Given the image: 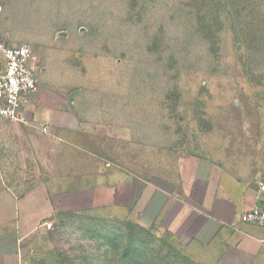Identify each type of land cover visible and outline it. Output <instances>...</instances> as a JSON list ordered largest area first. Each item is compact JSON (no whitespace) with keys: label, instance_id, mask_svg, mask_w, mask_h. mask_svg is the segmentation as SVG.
<instances>
[{"label":"rangeland","instance_id":"rangeland-1","mask_svg":"<svg viewBox=\"0 0 264 264\" xmlns=\"http://www.w3.org/2000/svg\"><path fill=\"white\" fill-rule=\"evenodd\" d=\"M0 25L84 125L27 264H209L181 178L264 184V0H0Z\"/></svg>","mask_w":264,"mask_h":264},{"label":"crops","instance_id":"crops-1","mask_svg":"<svg viewBox=\"0 0 264 264\" xmlns=\"http://www.w3.org/2000/svg\"><path fill=\"white\" fill-rule=\"evenodd\" d=\"M72 104L38 85L23 105L25 123L0 117V264H27L33 235L64 200L66 149L79 156L74 135L84 126ZM181 182L174 218L187 247L206 251L209 264H264V231L240 220L261 205L258 186L227 174L206 194L209 183L190 185L184 174Z\"/></svg>","mask_w":264,"mask_h":264},{"label":"built area","instance_id":"built-area-1","mask_svg":"<svg viewBox=\"0 0 264 264\" xmlns=\"http://www.w3.org/2000/svg\"><path fill=\"white\" fill-rule=\"evenodd\" d=\"M33 51L30 45L10 47L1 38L0 25V117L25 123L23 105L28 96L38 89L32 64ZM47 133L48 128L42 127ZM260 206L245 212L242 223L257 226L264 231V184H258Z\"/></svg>","mask_w":264,"mask_h":264},{"label":"trees","instance_id":"trees-1","mask_svg":"<svg viewBox=\"0 0 264 264\" xmlns=\"http://www.w3.org/2000/svg\"><path fill=\"white\" fill-rule=\"evenodd\" d=\"M151 0H143V2H145V4H147V3H149ZM95 31V29L93 28V26H92V28H91V30H90V33H92V32H94ZM209 42H210V44L212 43V40H209Z\"/></svg>","mask_w":264,"mask_h":264}]
</instances>
